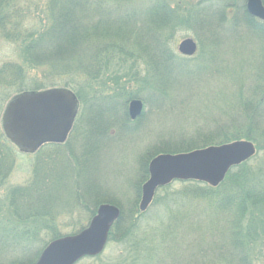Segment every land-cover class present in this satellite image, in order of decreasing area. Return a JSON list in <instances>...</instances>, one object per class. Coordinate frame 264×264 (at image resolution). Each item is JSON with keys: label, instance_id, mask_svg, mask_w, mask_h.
Listing matches in <instances>:
<instances>
[{"label": "trees", "instance_id": "trees-1", "mask_svg": "<svg viewBox=\"0 0 264 264\" xmlns=\"http://www.w3.org/2000/svg\"><path fill=\"white\" fill-rule=\"evenodd\" d=\"M216 2L220 18L217 14H210L213 11L209 10L212 8L210 5L205 4L196 11L203 21L200 30L210 39H218L222 33L233 34L236 24H239V18L233 17L235 11L226 12L227 2ZM21 3L25 0H0V34L5 40L19 45L22 60L30 70L46 67L40 82L53 83L55 78H63V85L75 91L82 82L80 78H98L103 66L111 62V54L127 56L130 53L147 58L152 66L148 87L157 89L154 90V94L159 95L156 97L162 99L170 87L185 80L177 77L176 70H185L189 65L169 53L168 47L172 33L182 26L175 11L179 3L172 8L166 0H155L147 20L139 28L130 25V17L127 19L123 14L114 16L111 4L103 0H48L41 5L37 1L34 17H29ZM229 17L233 19L234 26L225 28L224 20ZM246 19L243 20L246 22ZM249 19L264 28V22L251 16ZM217 28L219 31L215 32ZM261 32L259 34L264 36V31ZM200 66L205 69L202 64ZM9 67L13 65L7 63L0 68L1 90L3 86L14 85L19 93L41 89L38 81L32 83L34 87H24L23 70L15 68L12 73ZM234 72L236 75V70ZM249 77L245 78L244 93L239 90L235 93L239 101L244 102L243 107L237 109L236 100L227 109V124L213 123L212 129L211 125L202 124L194 127L197 129L193 135L180 131L177 138H166L170 143L174 141L169 149H164L170 145L167 143L162 147L157 143L146 148L138 158L139 172L132 183L134 197L126 210L114 197L102 198L120 208V216L110 229L107 241L125 245L131 250L123 264H255L264 257V227L261 235L253 225V221L259 218L257 216L264 214L262 168L254 170L243 162L229 169L217 187L197 181H179L182 186L178 190L171 185L158 189L145 212H139L137 206L140 186L147 178L148 161L157 152H188L212 144L260 138L257 135L264 133V109L261 108L264 94L262 86L255 81L250 83ZM139 94V91H121L117 97L130 100L141 97ZM243 95L246 96L241 99ZM128 117L124 108L121 120L126 121ZM189 137L194 140L188 141L186 138ZM68 139L62 144L39 147L38 154L45 148H52L53 153L37 155L29 182L11 186L3 195L0 206L3 211L0 213V264H33L49 241L66 235L59 229L58 214L69 213L76 204L84 209L87 215L83 214L75 221L77 227L69 234L77 233L102 201L99 189L91 190L89 196L83 191L84 174L91 170L87 167L91 150L86 147V137L82 138L84 144L80 156L70 148L63 159L60 150L67 147ZM4 142L5 139L0 137V186L15 164L14 154ZM62 181H65L64 187L59 189ZM86 197H91V200ZM166 217L173 221L165 222ZM6 254L10 255L6 257Z\"/></svg>", "mask_w": 264, "mask_h": 264}, {"label": "rangeland", "instance_id": "rangeland-1", "mask_svg": "<svg viewBox=\"0 0 264 264\" xmlns=\"http://www.w3.org/2000/svg\"><path fill=\"white\" fill-rule=\"evenodd\" d=\"M37 1L40 5L48 2V0H25V3H21L22 8L27 10L29 17H34L35 2ZM103 1L106 4H111V13L114 16L115 14H123L127 19L130 17V25L139 28L142 22L147 20V16L152 11L151 4L155 0ZM166 1L172 8L176 7V3H179L175 11L178 15L177 18L182 22L181 29L173 32L169 39L168 47L171 52L167 50L169 53H173L178 60L185 61L189 67L185 70H176L177 77H184L185 80L170 87L162 99L156 97L159 95L154 94L156 93L154 90L157 91L156 88L148 87L153 74L152 66L147 58L137 53H130L127 56L125 54H111V62L106 67L103 66L101 69L103 71L98 78L95 80H89L86 77L80 78L82 82L74 91L63 85V78H55L53 83L49 81L40 82L46 73V67L30 70L22 60L19 45L5 40L0 34V68L7 63L13 65V67L8 68H12L10 70L12 73L15 68L19 70L21 68L25 75V77L22 76L25 83L24 87H34L32 83L38 81V88L41 89L37 91L62 88L75 95L76 117L73 129L68 136L67 147H62L60 154L65 159V155H68V149L71 148L74 154L80 156L82 144H84L82 138L86 137V147L91 150L87 167L91 170L84 174L86 179L85 185L82 187L88 196L91 190L99 189L102 200L99 204H114L110 200L102 199L111 196L125 206L126 210L134 197L132 183L136 180L139 172L137 171L138 158L144 154L147 147L157 143H161L162 147L167 143L170 145L164 146V149H169L173 147L171 144L174 141L170 143V140L166 138L170 136L177 138L180 131L187 135H193L197 129L194 127L202 124L211 125V129L214 128L213 123L217 125L227 124L226 114L229 112L227 109L236 100L238 101L237 109L243 107L244 102L239 101L235 93L238 90L244 93L243 85L247 75L251 78L250 83L255 81L257 85L262 86V95L264 94V36L259 34L261 30L264 31V28L256 26L252 19H249L251 15L246 10V0H222L227 2L226 6H229L226 8L228 14L235 11L233 17L239 18V24H236L233 34L222 33L218 39H210L200 30L203 21L196 12L198 8L205 7L206 4L212 7L209 9L213 10L210 14L212 16L217 14V17L220 18L218 15L220 9H216L217 0ZM261 1L264 6V0ZM243 16L248 17V19L242 18ZM251 17L264 22V20L254 16ZM243 19H246V22ZM232 22L233 19L229 17L224 20L223 25L225 28L234 26ZM215 25H213L214 28ZM218 31L217 28L215 32ZM185 38H192L197 44L196 52L191 56H184L178 52V44ZM130 49L134 50L131 47ZM201 64L205 69L200 66ZM234 70L237 72L236 75L235 72L233 73ZM197 73L199 75L194 78H185ZM129 90L134 91V93L139 91L141 97L131 99L142 101V113L135 120L128 117V120L122 121L124 108L128 109V103L131 99L125 100L124 97H117V95L121 91ZM19 94L21 93L17 91L16 85L3 86L2 90L0 89V137L5 139V145L10 148L15 158L11 174L0 186V206H2L3 195L6 194L9 187L25 185L29 182L36 165L37 155L53 153L52 148H45L39 154V151L37 152L39 148L34 152H25L6 136L2 117L8 104ZM77 95L80 96V99ZM245 96L243 95L241 99ZM262 104L261 108L264 109V100ZM262 114L264 117V111ZM212 132L216 131L213 130ZM252 136L253 134H251ZM192 137L186 139L188 141L194 140ZM257 137L260 138L254 141L242 139L252 142L255 146V154L246 161L248 167L254 170L257 168L264 169V133H259ZM160 153L170 152H157L156 155ZM64 182H60L59 189H63ZM168 185L177 190L182 186L178 180L172 181ZM62 195L65 196L66 192H62ZM86 199L90 201L91 197H86ZM0 213H3L2 208H0ZM179 213L183 214L182 211ZM83 214L87 215V212L81 207H77V204L71 207L69 213L58 214L57 220L60 221L61 233L70 235V231L77 227L75 221H78ZM263 215L260 214L257 216L259 218L253 221V225L257 228L256 232L261 235L262 226L264 227ZM178 217L181 218L180 215ZM164 221L170 223L173 220L166 217ZM128 251L131 250L125 248V245L116 244L109 240L101 254L95 257H83L75 264H123ZM9 255L6 254L5 256L8 257ZM255 264H264V257L256 261Z\"/></svg>", "mask_w": 264, "mask_h": 264}, {"label": "water", "instance_id": "water-1", "mask_svg": "<svg viewBox=\"0 0 264 264\" xmlns=\"http://www.w3.org/2000/svg\"><path fill=\"white\" fill-rule=\"evenodd\" d=\"M246 10L264 20L261 0H246ZM178 52L191 56L196 52V42L185 38L178 44ZM140 99L128 103V116L135 120L142 113ZM76 116L75 95L66 89L24 92L17 95L6 107L3 129L6 136L25 152H34L47 143H63ZM255 146L248 140L209 145L188 152L160 153L147 165V179L140 188L139 212H145L156 191L172 181H197L217 187L229 169L249 160ZM120 216V208L101 203L85 227L77 233L49 241L33 264H75L83 257L99 255L108 234Z\"/></svg>", "mask_w": 264, "mask_h": 264}, {"label": "flooded vegetation", "instance_id": "flooded-vegetation-1", "mask_svg": "<svg viewBox=\"0 0 264 264\" xmlns=\"http://www.w3.org/2000/svg\"><path fill=\"white\" fill-rule=\"evenodd\" d=\"M196 49H197V44H196ZM72 129H73V125H72V127H71V130H72ZM71 130L69 131V133H68V135H67V138H68V136H69ZM67 138H66V140H67Z\"/></svg>", "mask_w": 264, "mask_h": 264}]
</instances>
